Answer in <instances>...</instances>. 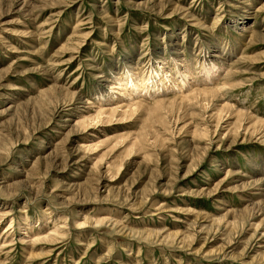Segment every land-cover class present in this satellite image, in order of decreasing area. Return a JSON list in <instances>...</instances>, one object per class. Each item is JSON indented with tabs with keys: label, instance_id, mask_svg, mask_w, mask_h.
I'll return each instance as SVG.
<instances>
[{
	"label": "rangeland",
	"instance_id": "1",
	"mask_svg": "<svg viewBox=\"0 0 264 264\" xmlns=\"http://www.w3.org/2000/svg\"><path fill=\"white\" fill-rule=\"evenodd\" d=\"M0 264H264V0H0Z\"/></svg>",
	"mask_w": 264,
	"mask_h": 264
},
{
	"label": "bare ground",
	"instance_id": "2",
	"mask_svg": "<svg viewBox=\"0 0 264 264\" xmlns=\"http://www.w3.org/2000/svg\"><path fill=\"white\" fill-rule=\"evenodd\" d=\"M210 69L211 68H209V70L208 69L206 70L205 74L207 76H212L213 75V72ZM154 75L157 76V79H152ZM160 75L161 74H159V72L157 70H154V71H151L149 73V79L147 77V79H145V80H138V79L134 80L132 74H127V75L124 76L125 77L124 80L126 82V85H124V84L123 85L124 86L128 85L130 90L132 92L134 91V93L138 92L139 89L141 87H143V86H145L147 88L148 87L151 88L154 91V93H155V92H157L159 90L164 89L167 84L170 85V83H169L170 81L166 79V76L164 77V76H162V75L160 76ZM207 76H205V77H207ZM185 83H186V81L180 80V81L176 82V84H174V85L177 88H179V87L183 86ZM120 85L123 86L122 84H120ZM170 87H172V86H170Z\"/></svg>",
	"mask_w": 264,
	"mask_h": 264
}]
</instances>
